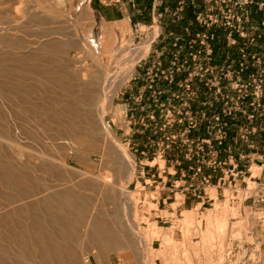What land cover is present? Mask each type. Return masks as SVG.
I'll list each match as a JSON object with an SVG mask.
<instances>
[{"label": "rangeland", "instance_id": "obj_1", "mask_svg": "<svg viewBox=\"0 0 264 264\" xmlns=\"http://www.w3.org/2000/svg\"><path fill=\"white\" fill-rule=\"evenodd\" d=\"M242 1L186 0L182 13L177 3L152 26L108 24L103 32L80 0H0V19L16 16L25 40L57 32L50 38L77 44L57 64L81 82L95 83L100 62L112 75L107 91L122 83L101 104L112 144L135 162L128 188L142 233L162 242L192 211L202 222L193 247L201 254L211 246L212 264L220 240L203 216L224 204L238 211L228 218L235 226L254 217L239 237L226 238L225 264H264V0ZM79 156L89 172L117 179L115 167L104 168L102 150L83 148ZM176 244L187 247L182 236Z\"/></svg>", "mask_w": 264, "mask_h": 264}, {"label": "bare ground", "instance_id": "obj_2", "mask_svg": "<svg viewBox=\"0 0 264 264\" xmlns=\"http://www.w3.org/2000/svg\"><path fill=\"white\" fill-rule=\"evenodd\" d=\"M15 18L0 19V264H212L211 246L201 254L193 247L202 222L192 211L162 242L142 233L128 188L135 162L112 144L102 106L122 83L107 91L112 75L100 62L95 83L81 82L57 64L76 43L50 38L57 32L25 40ZM83 148L102 150L104 168L115 167L117 179L89 172L79 156ZM215 212L203 222L209 235L218 234V264H225L226 238L239 237L254 217L235 226L228 218L238 211L224 204ZM154 226L162 232L160 222ZM181 236L187 247L179 249Z\"/></svg>", "mask_w": 264, "mask_h": 264}, {"label": "crops", "instance_id": "obj_3", "mask_svg": "<svg viewBox=\"0 0 264 264\" xmlns=\"http://www.w3.org/2000/svg\"><path fill=\"white\" fill-rule=\"evenodd\" d=\"M83 9L91 11L96 21L106 30L108 24L147 26L157 23L163 16L167 17L169 7L173 8L181 0H80ZM173 1L170 5L169 3ZM187 6L194 5L193 0H187ZM186 7V6H185ZM178 9V8H177ZM185 12V11H184ZM183 12V13H184ZM182 13V12H181ZM200 13V12H199ZM198 10L194 18L199 16ZM175 14H178L176 12ZM180 15V13H179Z\"/></svg>", "mask_w": 264, "mask_h": 264}, {"label": "built area", "instance_id": "obj_4", "mask_svg": "<svg viewBox=\"0 0 264 264\" xmlns=\"http://www.w3.org/2000/svg\"><path fill=\"white\" fill-rule=\"evenodd\" d=\"M185 1H186V0H181L180 7L177 9L179 12H182V11H183V7H184V4H185ZM249 3H252V2L249 1V0H244V1H242L241 5H247V4H249ZM261 6H264V3H262ZM199 36H200V35H199ZM203 37L205 38L206 36L204 35ZM219 120H220V118L218 117V118H217V121H219ZM220 138H221V141L219 142V144L222 145V143H223L222 140H223L225 137H224V136H221Z\"/></svg>", "mask_w": 264, "mask_h": 264}, {"label": "trees", "instance_id": "obj_5", "mask_svg": "<svg viewBox=\"0 0 264 264\" xmlns=\"http://www.w3.org/2000/svg\"><path fill=\"white\" fill-rule=\"evenodd\" d=\"M191 17H192V18H191L192 20H195L194 16H191Z\"/></svg>", "mask_w": 264, "mask_h": 264}]
</instances>
